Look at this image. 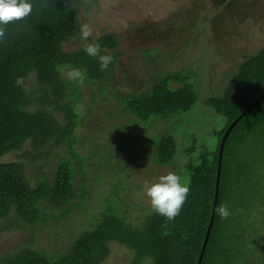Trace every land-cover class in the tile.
Segmentation results:
<instances>
[{
  "label": "trees",
  "instance_id": "1",
  "mask_svg": "<svg viewBox=\"0 0 264 264\" xmlns=\"http://www.w3.org/2000/svg\"><path fill=\"white\" fill-rule=\"evenodd\" d=\"M29 2L33 4L31 15L8 25L6 38L0 42V234L24 223L30 224L31 239L22 243L16 253L0 255V264H102L111 254L112 242L133 251L130 264H144L147 260L152 264H198L213 213L220 158L217 207L226 204L230 215L224 219L216 212L202 264H264V48L256 55L239 59L237 71L225 91L205 100V105L214 109L223 121L216 124L211 134L218 142L212 147L200 141L197 131L185 132V141L179 138L181 132H172L177 120L200 100V93L190 81L192 74L196 75L195 70L163 74L150 67L145 88L122 89L116 72L118 58L123 55L116 51L118 36L112 32L87 41L99 43L100 54L113 57L107 70L102 71L98 57H90L84 50L80 31L84 23L78 13L82 0ZM211 2L217 13L210 14L208 19L210 23L214 21L213 29L217 31L225 29V10L237 15L242 12L245 17L251 5L249 13L259 9L253 0L248 7L242 3L237 5L235 0ZM200 18L197 15L189 18L192 30L199 26ZM73 42H80L81 46L68 50L67 46ZM157 58L160 55L153 56L150 65ZM65 67L84 71V84L66 79ZM32 75L35 80L31 81ZM21 76L26 90L15 83ZM89 84H96L100 89V101L91 102L94 106L102 103L101 110H106L100 122L98 116L91 118L88 112L82 117L78 111L77 105L84 103ZM117 108L130 111L136 118L115 122L120 117L115 115ZM109 118L114 124L112 131L116 130L119 135L126 132L117 143L116 153L108 154L118 158L120 164L125 163L124 159L134 161L136 155H142L136 152L137 142L130 138L140 124H155L158 120L169 123L172 118L176 119L172 128L174 122L169 124L168 133L153 134L151 139L156 134L161 137L148 140L146 145H150L147 152L152 162L172 165L181 182L190 187L180 214L169 221L152 210L143 225L133 226L115 207H110L95 221L70 232L68 235L73 239L62 251L51 254L42 246L36 247L37 231H43L50 222L64 215L71 220L82 203L84 209H89L84 201L85 195L91 192L86 183L94 177L87 168L89 158L78 153L76 144L80 139L75 133L80 125L89 131L98 130ZM64 143L79 159L84 172L80 181L84 198L79 204L75 201L79 196L76 178L81 170L69 159H62L54 180L45 177L35 186L27 171L32 159L2 161L27 144L32 150L26 153L36 160L49 156ZM104 146L99 142L94 151H101ZM179 156L195 159L187 176L174 163ZM50 205L62 213L47 212Z\"/></svg>",
  "mask_w": 264,
  "mask_h": 264
},
{
  "label": "rangeland",
  "instance_id": "2",
  "mask_svg": "<svg viewBox=\"0 0 264 264\" xmlns=\"http://www.w3.org/2000/svg\"><path fill=\"white\" fill-rule=\"evenodd\" d=\"M250 1L235 0L237 5L242 3L247 7ZM253 1L259 5L257 6L259 9L249 13L251 5L247 13L249 15L245 14V17L242 12L237 15L225 10L223 16L225 29L221 28L217 31L216 28L213 29L214 21L210 23L208 19L210 14L215 16L217 13L211 0H82L83 4L78 9V13L80 20L93 29L89 40H96L101 35L112 32L118 36L116 51L122 52L123 55L118 58L116 72L122 89H129L131 86L136 89L145 88L148 76L146 72L150 67L154 71L160 70L163 74L193 69L196 75L192 74L193 78L190 81L200 93V100L190 112L177 120V129L172 128L176 122L175 118L169 123L158 120L155 124H140L130 138L137 142L136 152L143 156L136 155L134 161L124 159L125 163L122 164L119 163L118 158L108 155L116 153L121 135L126 134L125 132L119 135L116 130L112 131L114 124L111 118L102 122V127L95 131H89L85 125L78 126L75 134L80 140L76 148L80 156L89 158L87 168L94 177V180L86 183L91 192L85 195V198L80 185V181L84 178L81 163L77 157H74L66 143L54 149L49 156L36 160L26 153L32 150L30 144L22 150L5 156L2 161L32 159L27 171L34 186L37 181L44 180L45 177L54 180L59 164L64 158L69 159L71 164L81 170L76 178L79 196L75 201L79 204L84 198L89 209L87 207L84 209L81 202L71 220L64 215L61 219L50 222L43 231H37L39 235L34 242L36 247L42 246L51 254L62 251V248L68 246L73 239L68 235L70 232L95 221L110 207H115L133 226L143 225L146 216L153 210L150 198L145 192V184L150 186L158 182L159 177L168 172L176 173L172 165L160 166L152 162L151 154L147 152L151 148L146 144L148 140L159 139L160 134L168 133L171 122H174L170 126L172 132L177 134L181 132L179 137L181 140H187L185 132L192 130L197 131L201 142H207L212 147L218 143L217 138H213L212 135L217 127L216 124L223 121L214 109L205 105V100L225 91L237 71L239 59L243 60L248 54H257L264 48V0ZM202 7L204 9L201 11ZM196 15L198 19L201 17V21L199 26L192 30L193 25L189 18H196ZM79 46H81L80 42H73L67 46V49L75 50ZM155 55H160V58L150 65V59ZM69 70H71L69 67L64 68L66 79L68 78L65 73ZM32 80H35L34 75L31 77ZM176 85H180V82H176ZM95 92L97 94L93 95ZM99 92L98 85L87 86L84 103L77 105L82 117L89 112L91 118L98 116L100 122L106 110H101L102 103L96 106L91 103L93 100L100 101ZM63 115L60 114L62 118ZM115 115L121 117L115 120L117 123L136 118L130 111H122L119 108L115 111ZM155 133L160 134H156V138L151 139ZM99 142L105 146L101 151L95 152L94 148ZM174 163L177 164L181 174L187 176L195 159L179 156ZM52 210L58 215L62 213L52 205L46 208L47 212ZM30 239V224L22 223L13 227V230L5 231L0 234V255L16 253L19 246L28 243ZM110 246L111 254L102 264H130L133 261L134 253L126 246L117 242L110 243ZM144 264H152V261L147 260Z\"/></svg>",
  "mask_w": 264,
  "mask_h": 264
},
{
  "label": "clouds",
  "instance_id": "3",
  "mask_svg": "<svg viewBox=\"0 0 264 264\" xmlns=\"http://www.w3.org/2000/svg\"><path fill=\"white\" fill-rule=\"evenodd\" d=\"M32 11L33 4L29 0H0V42H3L6 38L8 25L26 19L31 15ZM80 31L81 39L84 42L83 47L87 55L94 58L98 57L100 69L102 71L107 70L109 64L113 61V57L111 55H101L99 43L87 42L93 32L89 24H83ZM250 55L256 54H248V56ZM65 75L70 81L79 85L84 84L86 77L84 71L75 68L67 71ZM15 83L17 87H23L26 90L27 86L24 77H18ZM181 179V176L178 174L168 172L165 175H161L158 182L150 186L148 184L144 186L146 195L150 198L151 208L159 215L166 217L169 221H174L180 214L190 192L188 184L182 183ZM216 212L224 219H227L230 215L226 204L217 207Z\"/></svg>",
  "mask_w": 264,
  "mask_h": 264
},
{
  "label": "water",
  "instance_id": "4",
  "mask_svg": "<svg viewBox=\"0 0 264 264\" xmlns=\"http://www.w3.org/2000/svg\"><path fill=\"white\" fill-rule=\"evenodd\" d=\"M231 128L228 130V132L226 133L225 138L223 139L222 146H221L222 149H223V145H224V142L226 140V137L228 136ZM220 179H221V158H220L219 170H218V176H217L216 198H215V202H214L213 213H212V217H211V220H210L209 228H208L207 235H206L203 247H202V251H201V254H200V258H199V263L198 264H202L203 257H204V254H205V250H206V247H207L208 242H209L210 237H211V233H212V229H213V225H214V221H215V217H216V208H217V205H218V197H219V191H220Z\"/></svg>",
  "mask_w": 264,
  "mask_h": 264
}]
</instances>
